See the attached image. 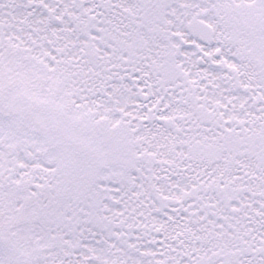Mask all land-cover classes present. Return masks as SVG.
<instances>
[{
    "label": "snow or ice",
    "instance_id": "obj_1",
    "mask_svg": "<svg viewBox=\"0 0 264 264\" xmlns=\"http://www.w3.org/2000/svg\"><path fill=\"white\" fill-rule=\"evenodd\" d=\"M0 264H264V0H0Z\"/></svg>",
    "mask_w": 264,
    "mask_h": 264
}]
</instances>
